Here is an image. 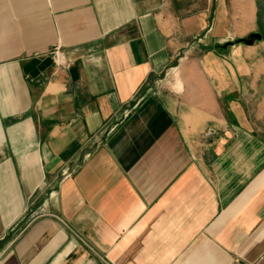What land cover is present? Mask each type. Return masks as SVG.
<instances>
[{
    "label": "crops",
    "instance_id": "1",
    "mask_svg": "<svg viewBox=\"0 0 264 264\" xmlns=\"http://www.w3.org/2000/svg\"><path fill=\"white\" fill-rule=\"evenodd\" d=\"M260 27L264 0H0V264H264Z\"/></svg>",
    "mask_w": 264,
    "mask_h": 264
},
{
    "label": "water",
    "instance_id": "2",
    "mask_svg": "<svg viewBox=\"0 0 264 264\" xmlns=\"http://www.w3.org/2000/svg\"><path fill=\"white\" fill-rule=\"evenodd\" d=\"M261 38H262V34L260 32H254L251 33L249 36L242 38V41H244L247 44H253L256 40Z\"/></svg>",
    "mask_w": 264,
    "mask_h": 264
},
{
    "label": "built area",
    "instance_id": "3",
    "mask_svg": "<svg viewBox=\"0 0 264 264\" xmlns=\"http://www.w3.org/2000/svg\"><path fill=\"white\" fill-rule=\"evenodd\" d=\"M55 60H56L57 62H59V63H65V61H63V59H62V57L60 56V54L57 53V52H56V54H55ZM236 264H242V263H240V262L237 261Z\"/></svg>",
    "mask_w": 264,
    "mask_h": 264
},
{
    "label": "rangeland",
    "instance_id": "4",
    "mask_svg": "<svg viewBox=\"0 0 264 264\" xmlns=\"http://www.w3.org/2000/svg\"><path fill=\"white\" fill-rule=\"evenodd\" d=\"M261 31V32H260ZM260 31L258 30V32H260V33H264V27H260ZM249 36V35H248Z\"/></svg>",
    "mask_w": 264,
    "mask_h": 264
}]
</instances>
